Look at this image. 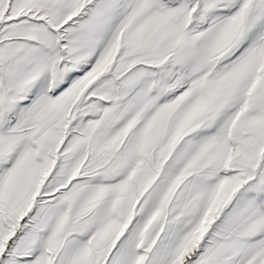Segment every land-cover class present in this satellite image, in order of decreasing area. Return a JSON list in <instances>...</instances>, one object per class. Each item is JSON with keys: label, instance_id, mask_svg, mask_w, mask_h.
<instances>
[{"label": "snow or ice", "instance_id": "1", "mask_svg": "<svg viewBox=\"0 0 264 264\" xmlns=\"http://www.w3.org/2000/svg\"><path fill=\"white\" fill-rule=\"evenodd\" d=\"M0 264H264V0H0Z\"/></svg>", "mask_w": 264, "mask_h": 264}]
</instances>
